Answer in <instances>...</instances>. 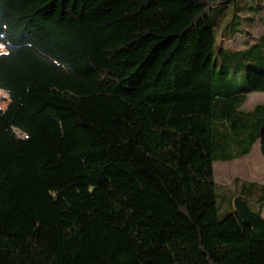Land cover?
I'll list each match as a JSON object with an SVG mask.
<instances>
[{
    "label": "trees",
    "instance_id": "trees-1",
    "mask_svg": "<svg viewBox=\"0 0 264 264\" xmlns=\"http://www.w3.org/2000/svg\"><path fill=\"white\" fill-rule=\"evenodd\" d=\"M232 2L0 0V264H264V184L216 201L214 163L264 156V72L215 62Z\"/></svg>",
    "mask_w": 264,
    "mask_h": 264
},
{
    "label": "rangeland",
    "instance_id": "rangeland-1",
    "mask_svg": "<svg viewBox=\"0 0 264 264\" xmlns=\"http://www.w3.org/2000/svg\"><path fill=\"white\" fill-rule=\"evenodd\" d=\"M215 19L217 67L228 72L235 91H244L248 87L251 71L264 72V42L259 46L264 36V0H238V4L232 2L219 7L215 10ZM0 105L5 106L3 103ZM258 105H264V93L249 94L242 110L252 111ZM17 133L22 136L20 132ZM213 170L216 201L222 218L231 212L230 202L240 194L243 185L264 184V156L260 152L259 141L249 156L233 162H216ZM251 201L258 208L256 199L252 198Z\"/></svg>",
    "mask_w": 264,
    "mask_h": 264
},
{
    "label": "clouds",
    "instance_id": "clouds-1",
    "mask_svg": "<svg viewBox=\"0 0 264 264\" xmlns=\"http://www.w3.org/2000/svg\"><path fill=\"white\" fill-rule=\"evenodd\" d=\"M3 27H4L5 30L7 29V25L6 24H4ZM0 36H3V33H0ZM4 49H5L4 44H0V52H3L4 55H7L8 53H7V51H4Z\"/></svg>",
    "mask_w": 264,
    "mask_h": 264
},
{
    "label": "crops",
    "instance_id": "crops-1",
    "mask_svg": "<svg viewBox=\"0 0 264 264\" xmlns=\"http://www.w3.org/2000/svg\"><path fill=\"white\" fill-rule=\"evenodd\" d=\"M262 4H263V3H262ZM262 4H261V5H262ZM262 6H263V5H262ZM248 156H249V155H248Z\"/></svg>",
    "mask_w": 264,
    "mask_h": 264
}]
</instances>
